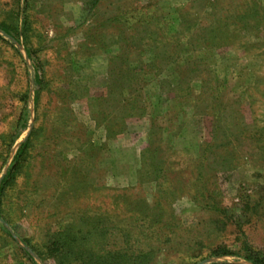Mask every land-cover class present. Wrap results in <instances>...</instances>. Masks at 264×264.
I'll return each instance as SVG.
<instances>
[{
  "label": "rangeland",
  "instance_id": "obj_1",
  "mask_svg": "<svg viewBox=\"0 0 264 264\" xmlns=\"http://www.w3.org/2000/svg\"><path fill=\"white\" fill-rule=\"evenodd\" d=\"M91 5V0H34V41L51 77L40 112L57 139L50 146L39 142L35 149L37 171L48 158L39 173L37 201L24 209L25 198L18 197L16 227L4 224L16 242L0 220V264H28L19 248L25 247L21 236L41 244L84 213L108 227V249L148 252L147 264L249 263L237 254L211 255V250L225 246L241 252L247 244L264 251V0H99ZM16 11V0H0V21L13 24ZM128 14L141 17L125 24ZM124 34L145 36L151 43L147 58L159 55L143 92L147 112L160 114L154 124L149 113L127 117L125 131L108 138L102 115L96 120L92 112L102 106L107 114L120 112V90L107 95L112 69L126 52ZM0 36V133L15 132L25 92L29 113L28 127L3 168L0 140L1 180L34 125L37 85L24 44L1 30ZM168 48L174 50L171 59L164 56ZM178 55L184 64L179 71L172 65ZM99 96L107 102L93 101ZM213 107L221 114L217 132ZM152 127L165 128L164 195L155 183L140 182L137 172ZM78 158L80 172L96 185L86 196L67 179ZM140 199L152 217L145 234L142 228L130 230L131 245H126L118 230L141 224L131 218L132 203ZM156 212L162 219L154 218ZM47 263L57 264L51 258Z\"/></svg>",
  "mask_w": 264,
  "mask_h": 264
},
{
  "label": "trees",
  "instance_id": "obj_2",
  "mask_svg": "<svg viewBox=\"0 0 264 264\" xmlns=\"http://www.w3.org/2000/svg\"><path fill=\"white\" fill-rule=\"evenodd\" d=\"M16 1L18 8V11L15 13L16 21L13 24H7L6 22L0 21V30L10 36L13 40L22 42L24 44L27 56L32 60L33 63L37 89L35 90L34 99L36 114L34 125L28 137L19 145L12 161L7 167L4 176L0 180V220L2 222L1 224L3 225H1V228L3 227L6 230L7 235L14 242L16 241L14 240L12 233L10 230H8V228L5 227L4 224L7 223L10 226L16 227L18 219L16 214L13 215V211H17L18 209L16 207V199L18 197L22 195L25 198L24 209L27 208L28 202L30 204L34 201H37L39 187L41 186L39 183L41 181L39 179V173L43 167H47L46 163L48 158L44 156V158L47 159L42 158L41 169L37 171L35 149L39 142H42L40 145L50 146V142L57 139V137H53L49 123L46 122L44 115L40 112L41 100L43 95H45V91H49L48 87L50 85L51 77L48 76V61H41V58L38 55V52L40 51L39 45L37 46V42L34 41L35 34L33 33L31 21V10L33 9L34 0ZM91 3V7H96L99 3V0H91ZM256 13L258 17L259 12L256 11ZM246 14L247 13L240 14L239 18L243 19ZM140 17L141 15L128 14L123 22L127 24L131 21V19H139ZM114 21H118V19L116 18ZM256 21L261 23L260 21H262V19H258ZM212 32L216 31L213 30ZM145 39V36L143 38H137L136 36H128L125 34L123 36V40L126 45V52L121 57L120 63L112 69L108 83L107 95V98L109 99L111 93L115 94L116 90H120L119 93L121 99L119 100V114L113 112L107 114L103 109L104 106H102V109L92 112L93 116L96 117V120H98V115H102L101 121L99 122L105 125L106 135L108 138L117 136L125 131V128L127 127L125 123L127 117L145 116L147 113H149L152 124H154L155 119L159 118L158 114H160V112H147L148 106L146 104L145 92H143V90L146 89L145 79L148 80V73L155 67L157 64L156 62L159 60L158 54H155V57L153 58H147V55L144 53V51L146 50L147 45L151 43L145 42ZM173 54L174 50L168 48L164 56L167 59H171ZM144 58L147 60H144ZM179 58L180 56L178 55L177 59L172 62V65H175L178 71L182 65H184L181 64ZM135 61H137V63L133 64ZM185 63L188 64L187 62ZM174 83H179L176 87H174L177 90L180 89V82L178 79H176ZM221 87L222 86L219 85L218 92H220ZM77 88L79 87L77 86ZM21 98L23 105L16 120L15 132L11 135H8V133L5 132L0 133V140L2 141L3 146V153L1 154V168H3L7 163L11 149L16 140L19 138L21 132L28 127V93H23ZM101 98L102 97L100 96L95 97L93 98V101H101ZM173 99L177 100V96L169 98L168 101ZM105 100L106 99L102 98L103 102ZM101 105L102 103H100L97 107L100 108ZM166 112H168V110H166ZM216 113H219V110H215L213 107V114L214 116L216 115L214 120V128L217 132V123L221 120V114ZM41 117L43 119L42 123H40ZM64 121L62 123L65 125L67 122ZM163 131H165V128L163 130L162 128L156 127L155 129L152 127L149 135L150 145L141 154V167L137 172L140 182L155 183L156 186L160 188L158 191L164 195L165 192L162 190V187L163 181L167 180V169L165 167L166 163L160 154L162 151L161 144L163 143ZM60 137L61 135H58V138ZM217 147L219 148L220 146H215V148ZM207 150H211V144L209 143L204 149V159L207 154ZM43 152L44 155L48 153V151H45V148L43 149ZM82 162L83 160H80V158H78L77 161H73L74 164L71 165L72 167L69 170L70 175L67 179L69 181L74 179L73 181L76 183V185L81 188V192H83L82 195L84 194L83 196H86L89 192L93 191V189H96L94 188L96 185L91 186V181L83 176V172H80V166H83ZM62 168L64 169V167ZM56 174H60L58 170ZM71 174H73V177L74 174H76L75 178H73ZM60 179L62 181V175L60 176ZM161 179L163 181H161ZM61 181L59 184H61ZM71 184L72 183H69V185ZM164 199H169V196L164 197ZM132 204L133 206L136 205L139 210H136L135 206L134 211H131V213H133L131 214V218L133 217L135 220H141L142 222L140 225L132 224L129 228H126L128 230L125 232H122L120 229L118 230V234L122 236L123 243L126 245H131L130 237L133 234L130 230L136 232L135 229L142 228L143 230L141 231H144V228H147L144 227L147 223V218L152 217L151 214H148L149 206L145 199H140ZM160 204L161 203H158L156 205L160 206ZM24 209L21 210L22 213H20V218L25 216ZM162 215V212H156L153 216L154 218L160 220L162 219ZM100 217L97 219H100ZM80 218V221H72L68 223L63 229L54 231L47 238V241H44L41 244L33 242V238L21 236V241L24 243L25 247L19 246V248L21 249L22 255L25 258L23 259L24 262L28 264H39L36 258H38L42 264H48L47 261L50 258L54 259L57 264H147L150 261L148 252L140 251L136 254H130V247L128 246H121L117 251L108 249L106 247L108 227L93 220L94 217L89 216L86 213L81 215ZM118 226H115V228ZM145 231L141 232V234H145ZM139 237L140 236H138V238ZM26 246L29 249H27ZM242 249H244V251L234 252L225 246H217L211 250V255L220 256L227 254H237L249 261V263L245 264H264V251L254 250L247 244L243 246ZM210 264L223 263L213 262Z\"/></svg>",
  "mask_w": 264,
  "mask_h": 264
},
{
  "label": "water",
  "instance_id": "obj_3",
  "mask_svg": "<svg viewBox=\"0 0 264 264\" xmlns=\"http://www.w3.org/2000/svg\"><path fill=\"white\" fill-rule=\"evenodd\" d=\"M31 129H32V127H31ZM14 237H15V236H14ZM15 238H16V237H15ZM26 248L29 249L27 246H26Z\"/></svg>",
  "mask_w": 264,
  "mask_h": 264
}]
</instances>
